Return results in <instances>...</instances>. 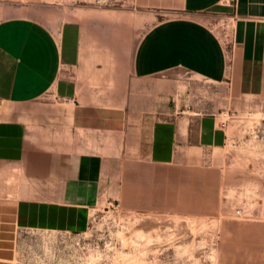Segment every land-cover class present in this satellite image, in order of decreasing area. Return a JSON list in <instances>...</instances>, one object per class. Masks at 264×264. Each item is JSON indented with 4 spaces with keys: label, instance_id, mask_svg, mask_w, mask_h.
<instances>
[{
    "label": "crops",
    "instance_id": "0c3cea01",
    "mask_svg": "<svg viewBox=\"0 0 264 264\" xmlns=\"http://www.w3.org/2000/svg\"><path fill=\"white\" fill-rule=\"evenodd\" d=\"M31 1L0 19V180L21 179L0 196V264L17 230L78 229L106 201L217 211L228 128L181 78L263 98L264 0ZM230 233L221 264H264V221Z\"/></svg>",
    "mask_w": 264,
    "mask_h": 264
},
{
    "label": "rangeland",
    "instance_id": "374dc122",
    "mask_svg": "<svg viewBox=\"0 0 264 264\" xmlns=\"http://www.w3.org/2000/svg\"><path fill=\"white\" fill-rule=\"evenodd\" d=\"M18 1L0 0V19L7 15V5ZM56 1L73 9L86 3ZM190 74L182 75L183 89L189 80L197 83L203 109L219 112L228 128L226 164L219 170L227 185L219 209L142 211L106 201L88 210L78 229L17 230L12 260L3 264H221L222 245L230 241L236 246L237 235L230 230L264 221V97ZM3 106L0 101V109ZM5 177L0 180V196L6 193V201L12 202L20 171L7 167Z\"/></svg>",
    "mask_w": 264,
    "mask_h": 264
},
{
    "label": "built area",
    "instance_id": "2783aa9c",
    "mask_svg": "<svg viewBox=\"0 0 264 264\" xmlns=\"http://www.w3.org/2000/svg\"><path fill=\"white\" fill-rule=\"evenodd\" d=\"M224 1L228 4H232V3L236 2L237 0H224ZM223 125H224V123H223Z\"/></svg>",
    "mask_w": 264,
    "mask_h": 264
}]
</instances>
